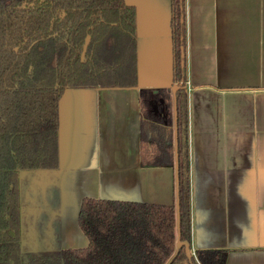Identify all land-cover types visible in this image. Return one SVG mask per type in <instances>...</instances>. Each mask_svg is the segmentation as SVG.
Instances as JSON below:
<instances>
[{"label":"crops","instance_id":"obj_1","mask_svg":"<svg viewBox=\"0 0 264 264\" xmlns=\"http://www.w3.org/2000/svg\"><path fill=\"white\" fill-rule=\"evenodd\" d=\"M135 10V86L67 88L54 170L19 175L21 248H83L81 200L175 204L174 166L140 156V89L170 88L171 0ZM190 248L264 264V0H184Z\"/></svg>","mask_w":264,"mask_h":264},{"label":"trees","instance_id":"obj_2","mask_svg":"<svg viewBox=\"0 0 264 264\" xmlns=\"http://www.w3.org/2000/svg\"><path fill=\"white\" fill-rule=\"evenodd\" d=\"M180 240L189 241L184 0H171ZM135 10L124 0H0V264H166L175 204L85 197L83 248H21L19 175L58 168V104L67 88L135 86ZM140 156L174 166L170 88L140 89ZM226 250L181 248L170 264H225Z\"/></svg>","mask_w":264,"mask_h":264},{"label":"water","instance_id":"obj_3","mask_svg":"<svg viewBox=\"0 0 264 264\" xmlns=\"http://www.w3.org/2000/svg\"><path fill=\"white\" fill-rule=\"evenodd\" d=\"M177 85L173 84L171 86V92L173 95V107H174V151H175V163H174V170H175V206H176V222H177V241L175 246V252L171 256V258L167 261L166 264H170L173 260V258L178 254V251L183 248L185 255L188 259L193 257V252L190 248L189 241H181L180 240V230H179V214H178V165H177V142H176V99L174 97L175 91L177 89Z\"/></svg>","mask_w":264,"mask_h":264}]
</instances>
